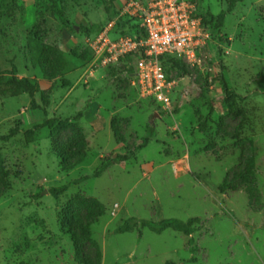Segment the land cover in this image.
<instances>
[{"label": "rangeland", "instance_id": "obj_1", "mask_svg": "<svg viewBox=\"0 0 264 264\" xmlns=\"http://www.w3.org/2000/svg\"><path fill=\"white\" fill-rule=\"evenodd\" d=\"M10 1L0 0V65L10 68L13 61L19 77L38 85L40 107L30 108L24 89L0 85V135L16 124L20 128L10 140L0 139L10 183L5 185L0 171V264H80L76 249L87 264H264V0L237 3L198 66H166L174 81V116L141 96L126 66L93 60L81 26L100 27L107 20L103 0H18L15 13L4 6ZM125 2L114 0L120 8ZM197 2L215 16L228 5V0ZM38 56L42 66L34 65ZM62 56L60 73L48 78ZM125 61L134 65L136 59ZM220 63L230 88L243 97L241 129L214 80ZM47 117L69 118L74 125L55 139L43 128L27 142L24 129ZM143 138L148 145L132 158L94 177L103 158L128 153ZM145 172L153 177L149 183ZM171 172L188 175L160 180ZM66 183L57 199L34 195ZM168 188L175 196H168ZM166 201L168 211L147 209ZM131 216L200 217L194 253L187 236L172 229L119 232Z\"/></svg>", "mask_w": 264, "mask_h": 264}, {"label": "built area", "instance_id": "obj_2", "mask_svg": "<svg viewBox=\"0 0 264 264\" xmlns=\"http://www.w3.org/2000/svg\"><path fill=\"white\" fill-rule=\"evenodd\" d=\"M208 11L197 0H126L120 16L134 20L133 34L119 33L117 20L113 19L85 36L87 48L93 60L97 58L102 65L114 66L123 61L141 96L174 116V81L168 80L166 66L201 63L211 40ZM131 55L136 59L134 65L125 61ZM89 79H95V75L91 74Z\"/></svg>", "mask_w": 264, "mask_h": 264}, {"label": "trees", "instance_id": "obj_3", "mask_svg": "<svg viewBox=\"0 0 264 264\" xmlns=\"http://www.w3.org/2000/svg\"><path fill=\"white\" fill-rule=\"evenodd\" d=\"M243 0H228L227 8L224 10H221L217 16L214 14H211V12L208 11V15L211 18V40L214 36V33L217 34V31L224 25V19L226 15L231 12L237 3L242 2ZM3 5V3H2ZM4 6L11 10L13 13L20 10V5L18 4V0H11L8 4H4ZM102 6L104 8V12L106 13L107 20L99 27V25H92L90 27L81 26L85 34H90L92 32L97 31L99 28H103L109 21L115 19L117 20V26L119 33L121 34H133L132 29L134 27V20L132 18H129V23L126 21V19L122 16H120V7L116 6L114 4V0H103ZM59 18L61 22L66 27H71L69 23L63 19L62 13L60 11H57ZM117 28V27H116ZM48 51V50H43ZM50 52V51H49ZM91 52V51H90ZM92 53V52H91ZM93 55V54H92ZM58 68L57 70H52L47 73L48 78L53 79L55 76L60 73L61 69L63 68V56L59 57L57 60ZM34 65H43L42 62V56H38L35 61ZM225 66L223 63L219 64L218 69L215 71L214 74V80L218 81L221 85L223 99L228 106V112L232 116H239V128H242V125L245 124L246 121V112L245 110L240 106V100H242L241 94L236 92L235 90H232L226 80L225 77ZM18 69L16 64L11 61L10 68L3 69L0 65V85L5 86H13L16 88L24 89L30 98V108L32 110H35L39 108V104L36 102L35 94L39 90V87L37 84L32 83L27 78H21L17 75ZM64 86L68 85L69 82H64ZM213 112L212 103L210 104V108L207 114V117L210 116ZM80 115V112L77 114ZM74 125L73 122L69 118L61 119L57 117H47L45 118L41 123L33 124L31 127L24 129L23 135L27 142H32L34 140L35 133L40 131L43 128H47L49 131V135L51 138L55 139L57 135L64 130L65 128ZM18 133H20V128L18 124L15 126L9 128L8 132L4 135H0V139L3 141H8L14 136H16ZM238 135V133H236ZM149 139L143 138L142 141L132 150L128 153L120 154L116 153L114 156L111 157H105L101 160L99 164L96 165L93 171L94 177H100L105 170L110 167L113 163H120L122 161L128 160L132 158L135 155V151L143 148L145 145H147ZM252 142V141H251ZM79 151L83 152L82 148H79ZM74 164H71L67 167V170L71 169L73 165H76L79 162L82 161V158H79L76 160ZM0 171H1V179L5 183L6 186H10L9 181L6 180L7 177V170L4 168V158L0 155ZM71 183V182H70ZM70 183L62 184L60 186H49L47 188H42L41 192H37L34 194L36 198H40L44 194H50L54 199H57L59 195L63 194L69 187ZM224 190L223 188H221ZM203 221L198 216H193L188 218L187 220H183L178 217H166L160 220H149V219H142L135 216H131L127 219H125L118 227L117 230L119 232H131L135 230L136 228L143 229L148 228L149 230L155 232V233H162L166 229H172L174 231H178L183 233L184 235L190 236L198 229H200V226L202 225ZM141 236V232H138V237ZM194 237L190 236L188 239V244L190 246V251L194 253ZM190 260H196L195 257L191 256L189 257ZM75 260L80 264H87L83 258L79 256V252L76 249L75 250ZM165 264H176L172 260H166Z\"/></svg>", "mask_w": 264, "mask_h": 264}, {"label": "crops", "instance_id": "obj_4", "mask_svg": "<svg viewBox=\"0 0 264 264\" xmlns=\"http://www.w3.org/2000/svg\"><path fill=\"white\" fill-rule=\"evenodd\" d=\"M119 64H121V65H124V63H123V61L122 62H120ZM161 111V110H160ZM163 112V111H162ZM157 114V113H156ZM148 143H149V141H148ZM148 143H147V145H148ZM142 149V148H141ZM140 150V149H139ZM173 176L174 177V179H181V178H184V177H187V175H188V173H183V172H181V173H179V172H171V173H165V174H162V176H161V179L160 180H167V178H168V176ZM143 176H145V177H147V182L149 183L151 180H152V178L153 177H150V175H149V173L148 172H145V174L143 175ZM143 178V177H142ZM142 178H140L135 184H134V186L133 187H137V185L138 184H141V182H143V181H141V179ZM141 181V182H140ZM147 183V184H148ZM195 183H200V181L199 182H195ZM160 184H162V185H164L165 187H168V182L167 181H160ZM185 184L184 183H179V186H184ZM132 187V188H133ZM168 190V192H169V194H168V196L171 198V197H173V196H175V194H174V192H173V190L171 189V188H168L167 189ZM155 191V190H154ZM154 194L156 195V193L154 192ZM142 195V193H140V196ZM151 207H147V209H150V210H152V211H156V209H161V210H163V209H165L166 211H168V207H170V203L169 202H167L166 201V205H161V207L159 208L158 206H156V205H154L153 204V202L151 203ZM137 212H139V209H138V207H137V205H135L134 207H133ZM122 209V207L121 208H118L117 209V211H116V213H118V212H120V210ZM141 234H142V232H141ZM194 235H195V233H193L192 235H190V236H192V237H194ZM187 236V235H186ZM190 236H187V238L189 239L190 238ZM187 239V240H188Z\"/></svg>", "mask_w": 264, "mask_h": 264}, {"label": "water", "instance_id": "obj_5", "mask_svg": "<svg viewBox=\"0 0 264 264\" xmlns=\"http://www.w3.org/2000/svg\"><path fill=\"white\" fill-rule=\"evenodd\" d=\"M74 28H75V29H78V27H77V26H75Z\"/></svg>", "mask_w": 264, "mask_h": 264}]
</instances>
